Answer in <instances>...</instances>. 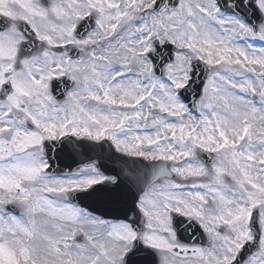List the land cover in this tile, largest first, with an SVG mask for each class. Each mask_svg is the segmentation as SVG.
Returning a JSON list of instances; mask_svg holds the SVG:
<instances>
[{
  "label": "snow or ice",
  "instance_id": "6c2138e0",
  "mask_svg": "<svg viewBox=\"0 0 264 264\" xmlns=\"http://www.w3.org/2000/svg\"><path fill=\"white\" fill-rule=\"evenodd\" d=\"M257 41L264 0H0V264H264Z\"/></svg>",
  "mask_w": 264,
  "mask_h": 264
},
{
  "label": "rangeland",
  "instance_id": "374dc122",
  "mask_svg": "<svg viewBox=\"0 0 264 264\" xmlns=\"http://www.w3.org/2000/svg\"><path fill=\"white\" fill-rule=\"evenodd\" d=\"M255 46H256V47H262V46H264V45H261V43H260L259 41H257V42L255 43Z\"/></svg>",
  "mask_w": 264,
  "mask_h": 264
},
{
  "label": "water",
  "instance_id": "95a60500",
  "mask_svg": "<svg viewBox=\"0 0 264 264\" xmlns=\"http://www.w3.org/2000/svg\"><path fill=\"white\" fill-rule=\"evenodd\" d=\"M65 163H70V161H65ZM72 167L75 168V165H73Z\"/></svg>",
  "mask_w": 264,
  "mask_h": 264
}]
</instances>
